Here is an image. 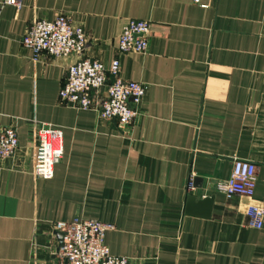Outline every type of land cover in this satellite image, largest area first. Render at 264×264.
<instances>
[{
	"label": "crops",
	"instance_id": "obj_1",
	"mask_svg": "<svg viewBox=\"0 0 264 264\" xmlns=\"http://www.w3.org/2000/svg\"><path fill=\"white\" fill-rule=\"evenodd\" d=\"M5 1L0 129L16 126L19 147L0 159V264H57L54 226L76 218L113 223L106 245L130 264H264V224L250 227L246 214L264 198V0ZM60 14L84 27L85 56L118 58L120 76L144 84L132 125L61 99L77 57L23 46L33 20ZM130 19L151 24L146 53L118 50ZM44 124L63 131L49 171L39 162ZM234 160L256 166L253 198L218 191Z\"/></svg>",
	"mask_w": 264,
	"mask_h": 264
},
{
	"label": "built area",
	"instance_id": "obj_2",
	"mask_svg": "<svg viewBox=\"0 0 264 264\" xmlns=\"http://www.w3.org/2000/svg\"><path fill=\"white\" fill-rule=\"evenodd\" d=\"M195 3L206 7L201 0ZM5 3L21 8L22 0H6ZM151 24L144 19H130L123 27L118 42L121 53H146L149 49ZM88 35L82 25L60 14L52 20L37 18L29 25L23 46L34 55L71 57L77 59L68 67L65 83L60 91L61 99L78 109L94 108L105 119H117L119 125H132L145 95V86L138 81L120 76L118 58L109 62L85 56ZM1 43V37H0ZM106 89L107 96L93 98V93ZM40 141L39 162L47 171L62 158L63 131L52 124L37 129ZM19 147L18 130L9 125L0 129V159L11 158ZM257 185V168L248 161L234 160L230 177L219 181L217 189L228 199L253 198ZM188 190L194 188L193 176ZM249 226L261 229L264 224V198L247 209ZM55 231L63 234V244L55 256L57 264H130L126 257L111 254L106 245V234L115 229L113 223L94 219L76 218L72 222H57Z\"/></svg>",
	"mask_w": 264,
	"mask_h": 264
},
{
	"label": "water",
	"instance_id": "obj_3",
	"mask_svg": "<svg viewBox=\"0 0 264 264\" xmlns=\"http://www.w3.org/2000/svg\"><path fill=\"white\" fill-rule=\"evenodd\" d=\"M195 200L196 199L194 197H190L189 198V203H188V206H187L186 214L190 215L191 209L193 210ZM199 203L201 204L200 206L209 205L211 207L212 204H213V199H207V200H204V201L199 202ZM209 215H210V213L207 214V217H209ZM58 236H59V241H60V244H59V247H60L63 244V234L62 233H58Z\"/></svg>",
	"mask_w": 264,
	"mask_h": 264
}]
</instances>
